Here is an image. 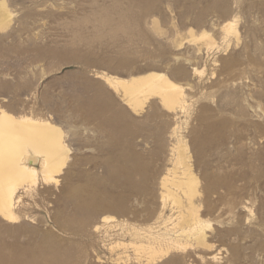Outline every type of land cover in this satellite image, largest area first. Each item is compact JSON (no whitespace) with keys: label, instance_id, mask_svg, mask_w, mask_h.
Returning <instances> with one entry per match:
<instances>
[{"label":"rangeland","instance_id":"1","mask_svg":"<svg viewBox=\"0 0 264 264\" xmlns=\"http://www.w3.org/2000/svg\"><path fill=\"white\" fill-rule=\"evenodd\" d=\"M1 1L0 106L56 124L68 158L57 183L19 189L18 221L0 216V264H49V231L77 247L65 264H97L102 216L121 224L113 241L173 236L164 221L189 203L178 192L164 207L160 181L179 144L206 243L180 235L158 264H264V0ZM157 70L183 87V108L155 96L134 112L106 80Z\"/></svg>","mask_w":264,"mask_h":264},{"label":"bare ground","instance_id":"2","mask_svg":"<svg viewBox=\"0 0 264 264\" xmlns=\"http://www.w3.org/2000/svg\"><path fill=\"white\" fill-rule=\"evenodd\" d=\"M5 10V2L0 0V28H5ZM224 27L232 34L233 31H236V27L231 22L226 23ZM106 80L111 86L122 89V97L134 112L140 111L144 104L155 96L158 97L161 106L167 110L183 108L186 105L183 87L161 71L151 72L146 76L132 74L130 78H117L115 81L107 77ZM171 150L176 156V167L170 168L161 178L163 206L165 207L167 204V197L172 199L170 202H173L174 205H182L183 201L178 192H182L189 203L186 206L187 212L179 210L178 222H171L174 227H169L168 220L164 219L165 231H170L173 236L170 235L167 238L166 235L161 236L160 232V235L155 232L158 235L150 234L148 244L143 243L144 241L130 243H126L125 240V242L113 241L109 237L119 230L121 224H112L113 216H102L99 222L93 226L96 237L93 252L97 264H131L133 260L138 264H158L170 255L173 248L182 247V243L175 239L180 235H186V238H192L197 243H206L207 235L204 230L206 227L204 228L203 219L198 215V206L196 207L195 203H192V196L198 192L196 189L198 179L192 171V164L190 165L187 161L190 156L184 152L182 144L174 145ZM67 151L68 145L64 141L62 131L52 121L30 115L18 116L0 106V216L3 219L9 222L18 221L19 215L15 211V204L19 200L20 188L29 189L37 183L39 178L45 182L57 183L59 181L58 176L62 173L63 165L68 158ZM170 159L172 160V158ZM37 161H39V167L35 166ZM163 211H158L157 214L159 215L160 212V216L163 217L161 214ZM57 223L58 227L66 228L65 222L57 220ZM22 227L17 226L16 229L19 230ZM143 231L146 232V230ZM54 234L49 231V264H65L72 258L77 247L74 249V246L69 245L71 242L69 238L62 236L59 239ZM75 244L77 246V243ZM130 249H133L136 254L134 258L128 253ZM81 264L86 263L83 261Z\"/></svg>","mask_w":264,"mask_h":264}]
</instances>
